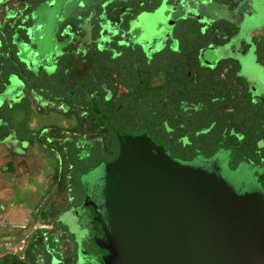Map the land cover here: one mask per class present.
Returning a JSON list of instances; mask_svg holds the SVG:
<instances>
[{
    "label": "flooded vegetation",
    "instance_id": "flooded-vegetation-1",
    "mask_svg": "<svg viewBox=\"0 0 264 264\" xmlns=\"http://www.w3.org/2000/svg\"><path fill=\"white\" fill-rule=\"evenodd\" d=\"M61 1L63 5L73 2V0ZM206 1L219 4V9L215 10L217 17L200 20L197 15L205 12V5L202 4ZM57 2L58 0H0V7L3 5V10L0 9V13L2 12L0 30L5 26L13 29V35L10 36L11 43L15 45L18 59L21 48L22 51L23 49L27 51L26 59L23 60L29 61V68L25 61L19 59L27 70L35 72L34 67L37 66L39 67L36 71L44 70L40 64L43 55L37 52L36 46L32 44L33 39H40V35L34 33L35 28L32 29L34 25L32 14L41 5L52 7ZM11 4L13 9L8 8ZM77 4L81 6L80 10H84L87 5L85 0H77ZM220 12L237 15L242 22L240 28L230 22L228 16L218 17L217 13ZM8 13L16 16L11 18ZM195 15L198 18L191 17ZM62 18L55 40L62 44V48L56 53L53 52L52 60L55 61L50 72L57 66H62L63 72L80 76L86 70V61L92 56L96 57V52L108 50L110 55L115 57L119 47L130 44L139 46L147 58L165 49L179 54L192 50L196 53L194 54L198 68L212 69L222 60L234 61L240 77V100L245 99L255 105L257 113L264 119V93L259 96L252 95L247 79L239 75L242 65L236 59L217 57L222 55V48H229L232 53L237 49L242 57L252 56L253 63L261 69L260 77L264 78V0H238V2L236 0H106L101 3L96 2L91 7V15L85 19L89 27L87 29L80 26V19L77 16ZM145 24L148 27L145 28ZM151 24L154 26L149 28ZM226 26L230 27V31ZM242 27H246L247 34L242 36L237 47H234L231 42L239 36ZM145 29L148 30L147 35L150 32L152 34L146 36ZM141 35H145L144 46L135 43L121 44L126 38L133 39ZM15 39L20 40L19 43H22L23 47L20 48L14 43ZM157 46L160 49L147 56L145 49L153 50ZM12 75L21 80L18 75ZM12 75L8 76L5 83L0 77V87H3L0 93L10 90L9 78ZM68 80L69 86H72L71 90H68L70 92L66 98L65 95L56 97V101L44 97L36 88L27 87L21 80L23 93L20 100L14 104L20 106L24 102L28 103L33 113L31 121L33 130L30 136H17L12 131L0 137V152L6 149L14 158L5 160L0 153V161H3L0 163V171L9 175L7 180L9 185L5 184L0 188L1 197L4 198L0 203V215L5 213L4 203L12 208L26 209L27 212L23 215L25 220L23 225L7 231L0 230V264H105L107 261L105 236L99 220V212L92 209L89 200V198H97L98 194L90 181L97 165L110 162L117 157L118 141L114 132V136H111L99 130L85 132L74 129L79 128L80 123L84 121L90 122L91 115L83 110L81 94L74 92V89L79 87H73L72 80L69 78ZM262 84L264 82L261 83L258 78L256 87L261 88ZM68 97L71 98V102H68ZM74 97L77 98L76 101L73 100ZM53 109L64 115L74 112L76 116L64 117L65 121L73 122V128L57 131L49 127L36 133V123H45V119H51ZM53 134L57 137L54 138ZM11 135L15 138L13 147L4 142ZM36 145L39 152L45 155L56 152L53 147H58L62 158H59L57 168L61 173H65V182L64 189L60 191L59 184L52 178L43 181L46 186H51V190L44 196L40 206L33 210L32 207L37 203L35 196L37 179L31 174L34 164L31 163L30 157L40 159L39 172L46 167V161L37 153ZM257 145L255 160L240 157V160L234 163L232 151L229 149L219 150L214 154L217 156L218 152H225V165L230 172L235 171L241 164L250 166L255 172L254 180L249 185L241 182L240 178L239 181L237 180V188L240 190L259 185L264 190V143L260 140ZM47 167L49 168V165ZM70 172L79 174L72 179L69 177ZM26 191L32 195V198H26L23 203L17 202V193ZM5 193L8 198L5 197Z\"/></svg>",
    "mask_w": 264,
    "mask_h": 264
},
{
    "label": "trees",
    "instance_id": "trees-1",
    "mask_svg": "<svg viewBox=\"0 0 264 264\" xmlns=\"http://www.w3.org/2000/svg\"><path fill=\"white\" fill-rule=\"evenodd\" d=\"M2 29V82L5 83L10 74H16L27 87L36 88L44 97L56 101V97H67L72 87L68 78L71 79L73 87H79L74 92L81 94L83 110L91 115L90 122L80 123L75 130H99L111 136H114V130L130 134L145 132L183 161L199 156L210 157L226 149L232 151L234 163L240 157L255 160L258 142L264 143V119L257 113L255 105L240 100V77L232 60H222L212 69L198 68L196 53L192 50L179 54L165 49L147 58L139 46L130 44L119 47L115 57L108 50L96 52V57L86 61V70L80 76L63 72L62 66L50 73L44 70L34 72L27 70L15 54V45L10 40L13 29L8 26ZM226 29L230 31V27L226 26ZM53 114L63 118L76 116L74 112L64 115L55 109ZM32 117L26 102L20 106L3 103L0 106V137L12 131L17 136H30ZM73 125L69 121L67 128L58 122H37L35 132L49 127L66 131ZM53 137L57 135L53 134ZM53 148L56 152L45 155L36 145L46 167L41 174L42 183L37 184L36 189L40 200L33 210L51 190V186L44 184L48 179L59 184L60 191L64 189L65 173L57 168L61 152L58 147ZM78 174L70 172L69 177L75 179Z\"/></svg>",
    "mask_w": 264,
    "mask_h": 264
},
{
    "label": "water",
    "instance_id": "water-1",
    "mask_svg": "<svg viewBox=\"0 0 264 264\" xmlns=\"http://www.w3.org/2000/svg\"><path fill=\"white\" fill-rule=\"evenodd\" d=\"M114 133L117 157L90 181L105 264H264L262 186L231 184L216 155L183 161L145 132Z\"/></svg>",
    "mask_w": 264,
    "mask_h": 264
},
{
    "label": "rangeland",
    "instance_id": "rangeland-1",
    "mask_svg": "<svg viewBox=\"0 0 264 264\" xmlns=\"http://www.w3.org/2000/svg\"><path fill=\"white\" fill-rule=\"evenodd\" d=\"M86 1V6L83 8L84 10H80L81 6L77 4V0H73V2L68 3L63 5V2L61 0H58V2L53 5L52 7H46V6H39L36 11L33 12L32 14V20L34 22V25L32 27V29L35 28V35H40V39L39 40H34L32 41V44H34L35 50L37 52H39L40 54H42V59L40 64L43 66V69L47 72H50L53 69L54 66V59L52 60V54L53 52L56 53V51L60 50L62 48V44L55 41L56 40V31L58 30L60 24H61V18L65 17L68 18L71 15L77 16V18L80 19V26H82L84 29L89 28L85 22V19H87L90 15H91V7L96 3H101L103 1L106 0H85ZM240 1V0H239ZM236 2H238V0H236ZM207 3V4H206ZM205 5V12L203 14H199L197 16H199V18H201L200 20L203 19H210L213 17L216 18L217 15L215 13V10L219 9V4H212V3H208V1L204 2L202 4V6ZM8 8H14L11 5H9ZM1 11L3 10V5L0 7ZM218 17H220L221 15L223 16H228V20L230 22H233L234 24H236L237 26L242 25L241 20H239L240 18L237 15H226L225 13H217ZM2 12L0 13V19L2 18ZM16 15L11 16V18L15 17ZM195 15L191 16L193 18L197 17ZM210 16V17H207ZM198 18V17H197ZM63 19V18H62ZM205 19V20H206ZM144 22V20L142 21ZM102 25L105 26L104 23H102ZM152 26H154L153 24L149 25V28H152ZM148 27L147 24H145V28ZM89 30V29H88ZM168 30V29H167ZM166 30V32H167ZM33 31V30H32ZM144 34H146V36L151 35L152 33L150 32L149 35L148 34V30L145 29L144 30ZM247 34L246 31V27H242V31L240 32L239 36L234 38L231 42V45H234V47H237V44H239L240 42V38H242V36H245ZM66 41V40H65ZM144 41H145V35H141L139 37L130 39V38H126L123 40V42H121L122 45H126L128 43H135V44H139L144 46ZM20 40H14V43H16L17 45H19V47H23L22 43H19ZM19 43V44H18ZM31 44V47H33V45ZM160 46V44H159ZM60 48V49H59ZM160 48L157 46L156 49L153 50H146V54L147 56H150L153 52L159 50ZM31 50V49H30ZM32 51V50H31ZM26 50L22 48L20 49L19 52V57L21 58V60L23 61V59H26L25 55H26ZM221 54L222 55H217V57L219 58H234L236 59L239 64L241 63L242 65V69L241 72H239V75L245 77L249 83V90L252 93L253 96H259L260 94L264 93V84H262L261 88H257L256 87V82L258 80V78H260V81L262 83V81L264 82V78L260 77L261 74V69L255 65L253 63V58L252 56L246 55L244 57L240 56L239 51L236 49L235 53H232L229 48H222L221 50ZM29 68V64L27 65ZM37 66V65H35ZM34 67L35 71L37 70ZM10 80V85L8 86L10 90H6L4 93H0V106L5 103H14V102H18L20 100V97L23 93V84L21 82V80L17 77V76H10L9 78ZM256 81V82H254ZM51 119L47 118L45 119V123H53V122H58L60 125H62L63 127L65 125H67V121H65V119L61 116V115H57V114H53L51 115ZM125 134H130V133H125ZM15 138L14 136H9L7 139H5L4 142L7 143L8 146L13 147L14 146V142ZM1 147V146H0ZM1 156L7 160V159H14L13 157L10 156V154L7 153L6 149L1 150L0 152ZM226 156L225 152H218L217 153V157L219 158V161L216 163V165H218L219 169L221 170V172L223 173V175L225 176V178L234 186L237 187L238 184H236L237 180L246 183L247 185H249L253 180H254V175L255 172L250 168V166L241 164L240 167H237L235 171L230 172L229 169L226 168V161L224 159V157ZM216 157V158H217ZM2 158V159H3ZM31 159V163L34 164V170L32 171V176H35L37 179V183H36V189H37V184H40V180H41V174L42 171L39 172L40 169V164L41 161L38 157H30ZM3 161H0V163H2ZM207 167L211 166L210 162H206L204 164ZM9 175L7 173H2L0 171V188L2 187V185H9L8 180ZM56 189L54 188V191ZM37 190L35 193L36 196V202L39 201V194L37 195ZM1 193H0V203H2V200L4 198L1 197ZM21 195V196H20ZM63 195H61L62 197ZM5 197L8 198V195L5 193ZM32 198V195L29 192H20L17 193L16 195V199L17 202H21L23 200H25L26 198ZM60 204V203H59ZM4 207H5V213L2 215H0V230H9L11 228H14L15 226H21L25 223V220L23 218V215L25 212H27L26 209L21 210L20 208H12L9 205H5L4 203ZM22 243L20 242L19 245H21Z\"/></svg>",
    "mask_w": 264,
    "mask_h": 264
}]
</instances>
